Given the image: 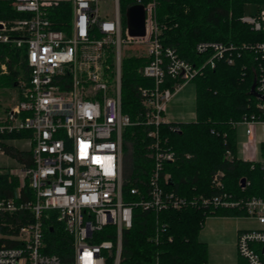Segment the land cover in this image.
<instances>
[{"label": "built area", "instance_id": "2783aa9c", "mask_svg": "<svg viewBox=\"0 0 264 264\" xmlns=\"http://www.w3.org/2000/svg\"><path fill=\"white\" fill-rule=\"evenodd\" d=\"M5 1L22 16L0 19V44L26 46L30 74L18 80L16 102L0 115V133L25 132L16 140L30 150L33 164L18 163L6 171L18 185L15 196L0 198V264H121L123 234L133 227L136 207L157 214L149 239L159 247L173 239L169 222L160 215L188 204L212 207V212L232 209L256 221L258 227L238 231V253L247 264H264V195L230 192L221 169L212 174V195L188 200L166 189V164L177 154L160 133L161 124L169 122L168 102L191 79L218 60L234 63L244 50L252 52L256 88L264 95V40L200 41L195 49L208 57L196 65L161 40L157 0L134 2L145 6L142 36L129 34L119 0H114L112 15L101 11L102 0ZM65 1L72 12L62 21L65 28H56L50 13ZM240 19L253 31H264L263 8ZM132 43L141 44L147 58L139 69L147 84L139 85L138 92L153 141L145 189L131 186L130 195L136 198L127 199L123 132L134 121L123 111L122 60L124 48ZM258 106L264 112V102ZM240 124L247 138L238 143L236 156L259 163L264 171V117L244 116L235 126ZM255 127L261 130L258 141L252 139ZM0 152L6 153L3 144ZM226 156L235 157L230 149ZM241 180L245 191L250 181ZM48 221L68 234L66 260L50 251L47 231L53 233L55 226ZM152 264H161L160 249Z\"/></svg>", "mask_w": 264, "mask_h": 264}, {"label": "trees", "instance_id": "16d2710c", "mask_svg": "<svg viewBox=\"0 0 264 264\" xmlns=\"http://www.w3.org/2000/svg\"><path fill=\"white\" fill-rule=\"evenodd\" d=\"M148 1L143 0V3ZM157 1L156 15L161 26V40L196 65L208 57V53L199 54L196 51V44L200 41L243 43L264 40V31H253L240 19L245 14L247 4H256L259 11L264 6V0ZM134 2L119 0L124 21L127 7ZM71 12L69 1L54 7L50 14L55 27L65 28L62 21ZM20 16L22 14L16 12L10 3L0 0V19ZM146 62L147 58L144 60L137 56H127L122 61L123 111L134 121L123 132V191L127 199L136 198L130 195L131 186L145 189L151 167L149 144L153 140L148 135L151 127L143 122L138 92L139 85L147 82L139 72ZM0 63H6L8 67L7 73L0 74V88L15 87L20 78H27L30 74L26 46L0 44ZM254 63L252 52L247 49L236 56L234 63L218 60L214 67L206 65L184 86L194 83L195 118L169 121L160 126L163 141H168L177 154L175 161L166 164V172L170 175L166 189L174 190L188 200L200 194L212 195V174L221 169L225 172L226 187L230 192L264 195V171L261 165L236 156L238 127L235 123L244 116L264 117L263 110L258 106L262 101L251 94L252 84L257 79ZM24 135L25 132L0 133V144L18 163L32 165L30 150L11 143ZM261 148L263 152V143ZM227 149L235 157L229 159L226 156ZM242 178L250 181L245 191L240 186ZM17 185L15 177L0 170V198L15 196ZM211 208L188 204L180 210L164 211L160 217L169 222L173 239L158 247L149 239L157 214L136 207L133 227L123 234L121 264H152L156 249H160L161 264H207L208 245L200 238L205 219L212 214L238 213L232 209H216L212 212ZM48 223L55 226L53 233L47 231L50 251L66 260L64 252L68 247V234L55 221ZM239 264L247 263L244 260Z\"/></svg>", "mask_w": 264, "mask_h": 264}, {"label": "rangeland", "instance_id": "374dc122", "mask_svg": "<svg viewBox=\"0 0 264 264\" xmlns=\"http://www.w3.org/2000/svg\"><path fill=\"white\" fill-rule=\"evenodd\" d=\"M115 7L114 0H102L100 8L103 13L112 15ZM264 9V6H263ZM258 11L256 4L249 3L245 6V14H253ZM127 56H137L146 60L145 50L141 44L132 43L126 46L123 50V59ZM123 61V60H122ZM2 64L0 63V74L8 72V67L5 64L6 72H3ZM142 67V66H141ZM140 67V68H141ZM139 68V69H140ZM195 96L194 83H189L176 96H174L167 104L166 118L171 121L188 120L195 118L194 98ZM18 98V87H1L0 88V115H4L5 108L16 102ZM14 105V104H13ZM194 116V117H193ZM245 125L240 124L237 128V139L240 144L245 138ZM10 141V140H9ZM8 142V141H7ZM16 146L22 147V141H12ZM23 148H26L24 145ZM239 157L243 154L239 151ZM18 162L9 154L0 152V170L2 172L10 171L16 167ZM259 225L256 221L244 216L243 214H212L205 219V222L200 230V238L207 242L208 259L207 264H238L244 261L238 253L237 245V228L251 229Z\"/></svg>", "mask_w": 264, "mask_h": 264}, {"label": "water", "instance_id": "95a60500", "mask_svg": "<svg viewBox=\"0 0 264 264\" xmlns=\"http://www.w3.org/2000/svg\"><path fill=\"white\" fill-rule=\"evenodd\" d=\"M125 17L130 35L132 36L145 35L146 11L144 4L133 3L129 5L125 11ZM256 86H257V81L255 79L251 87V94L264 102V95L257 90ZM241 182L244 183L245 178H242ZM50 230H53V227H50Z\"/></svg>", "mask_w": 264, "mask_h": 264}, {"label": "crops", "instance_id": "0c3cea01", "mask_svg": "<svg viewBox=\"0 0 264 264\" xmlns=\"http://www.w3.org/2000/svg\"><path fill=\"white\" fill-rule=\"evenodd\" d=\"M183 88H184V87H183ZM183 88H182V89H183ZM182 89H181V90H182ZM181 90H180V91H181ZM180 91H179V92H180ZM179 92H178V93H179ZM178 93H177V94H178ZM177 94H176V95H177ZM176 95H175V96H176ZM189 95H190V94H189ZM191 97H193V98L195 99V96H194V95H190L189 98H191ZM14 103H15V102H13L11 105H8V106L5 108V111H6L7 109H9L11 106H13ZM194 112H195V111H194ZM194 115H195V114H194ZM165 117H166V112H165ZM193 117H194V116H193ZM167 120L171 121V120L168 119V118H167ZM189 120H192V119L189 118L188 120H177V121H189ZM246 138H247V137H246V135H245V138H244L242 141L246 140ZM252 139L255 140V141H258L259 139H261V130H260L259 127H255V129H254V133H253V135H252ZM242 229H243V228H240V227L237 228L238 231H239V230H242ZM236 239H237V238H236ZM238 264H239V263H238Z\"/></svg>", "mask_w": 264, "mask_h": 264}]
</instances>
